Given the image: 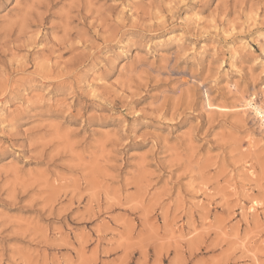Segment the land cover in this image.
Masks as SVG:
<instances>
[{
	"label": "rangeland",
	"instance_id": "rangeland-1",
	"mask_svg": "<svg viewBox=\"0 0 264 264\" xmlns=\"http://www.w3.org/2000/svg\"><path fill=\"white\" fill-rule=\"evenodd\" d=\"M250 102L264 0H0V264H264Z\"/></svg>",
	"mask_w": 264,
	"mask_h": 264
},
{
	"label": "bare ground",
	"instance_id": "bare-ground-1",
	"mask_svg": "<svg viewBox=\"0 0 264 264\" xmlns=\"http://www.w3.org/2000/svg\"><path fill=\"white\" fill-rule=\"evenodd\" d=\"M161 19V18H160ZM173 37V36H172ZM248 106L252 109V111L254 112V114L260 118L264 124V109L258 105V104H255L253 102H250L247 104V108Z\"/></svg>",
	"mask_w": 264,
	"mask_h": 264
}]
</instances>
